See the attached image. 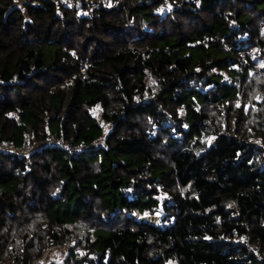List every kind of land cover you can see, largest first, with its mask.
Wrapping results in <instances>:
<instances>
[{
    "label": "trees",
    "instance_id": "trees-1",
    "mask_svg": "<svg viewBox=\"0 0 264 264\" xmlns=\"http://www.w3.org/2000/svg\"><path fill=\"white\" fill-rule=\"evenodd\" d=\"M58 246L264 264V0H0V264Z\"/></svg>",
    "mask_w": 264,
    "mask_h": 264
},
{
    "label": "built area",
    "instance_id": "built-area-1",
    "mask_svg": "<svg viewBox=\"0 0 264 264\" xmlns=\"http://www.w3.org/2000/svg\"><path fill=\"white\" fill-rule=\"evenodd\" d=\"M220 41L223 45L224 48H228L227 44L224 42V40L222 38H220ZM257 50L253 47H248L245 48L244 50L240 51L237 54L236 60H237V68L240 71L242 69L243 66H247L248 63L250 62V60L254 57L257 56ZM252 73H257L258 70L256 69H252L251 70ZM48 143L50 144H54L56 146H59L61 148L66 149L67 151H69L72 154H77L79 151L83 150L84 148H86L87 146L84 144H75L70 140L64 139V138H60V137H56L55 135H49L47 140ZM148 213H152V209L146 211Z\"/></svg>",
    "mask_w": 264,
    "mask_h": 264
},
{
    "label": "rangeland",
    "instance_id": "rangeland-1",
    "mask_svg": "<svg viewBox=\"0 0 264 264\" xmlns=\"http://www.w3.org/2000/svg\"><path fill=\"white\" fill-rule=\"evenodd\" d=\"M17 3H21L22 0H16ZM80 1H84V2H93V1H96V0H80ZM101 134V133H100ZM100 136V135H99ZM33 146H35L37 143L34 142L32 143ZM31 144H27L26 146V150L25 151H28L30 148H32L33 146ZM1 147L3 148H6V149H11V150H14L13 148H9L7 145H2ZM140 216L143 218V219H146V220H152V221H157L158 220V216H159V213L156 212L155 214H151V213H148V212H142L140 214ZM66 251H67V248L66 246H58V247H52L50 248L47 253L42 257L41 259V262L42 264H46L47 261H49L50 259H54L57 263L59 264H64V260L66 259ZM9 264V263H8Z\"/></svg>",
    "mask_w": 264,
    "mask_h": 264
},
{
    "label": "crops",
    "instance_id": "crops-1",
    "mask_svg": "<svg viewBox=\"0 0 264 264\" xmlns=\"http://www.w3.org/2000/svg\"><path fill=\"white\" fill-rule=\"evenodd\" d=\"M96 108V107H95ZM33 146V145H32ZM33 148V147H32ZM32 148H30V149H32Z\"/></svg>",
    "mask_w": 264,
    "mask_h": 264
}]
</instances>
